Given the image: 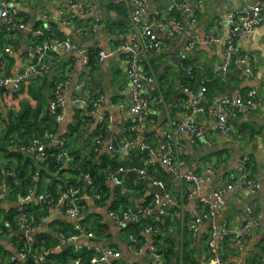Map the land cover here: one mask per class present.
Returning a JSON list of instances; mask_svg holds the SVG:
<instances>
[{"label":"crops","instance_id":"obj_1","mask_svg":"<svg viewBox=\"0 0 264 264\" xmlns=\"http://www.w3.org/2000/svg\"><path fill=\"white\" fill-rule=\"evenodd\" d=\"M9 1L19 11L26 26L5 29L0 0V74L16 78L29 64L39 61L38 46L51 41L53 48L42 57L41 62L46 66L44 72L33 75L23 84L22 90L15 91L12 85L0 87L2 187L5 189L8 170L22 167L24 161L30 165L19 155L20 148L29 154L24 149L27 145L18 142L22 140L20 132H13L5 139L7 127L23 115L34 124L40 123L46 117L54 92L61 85L60 109L64 115L57 122L51 146L58 147L60 141L68 140L71 154L93 150L97 164L109 157L125 166H150L149 170L159 184H166L165 194L171 196L177 206L172 208V217L165 226L156 233H142L144 238L138 240L125 230L128 223L118 224L110 216V211L116 205L137 209L145 206L148 196L155 197L150 194V187L154 184H147V189L143 190L145 195L135 188L127 204L118 202L119 187L115 180H106L101 195L86 183L80 185L83 210L79 217L70 218L61 206H48L37 198L52 192L53 183L57 182L58 193L68 187L74 179L67 171L69 163L62 162L61 172L52 175L54 179L48 175L47 168L44 169L49 172L42 175L40 169L32 175L29 186L22 187L18 195L0 200V264H8L11 256L20 253V243L26 237L25 224L19 221V214L16 220L9 216L12 211L18 213L23 206L34 218V239L38 236L42 242L53 241V252L62 255V259H52L47 264H75L66 253H80L79 245L84 246L85 251L87 248L114 247L122 254L120 259L114 260L117 264H157L154 254H160L165 264H207L210 255L207 240L211 227L216 225L222 232L224 226H228L237 232L249 208L259 215L261 224L254 228L243 247L238 245L234 236H229L221 253L231 264H264V22L236 45L235 56L245 58L246 62L231 65L226 73L219 68L225 60L223 47L208 42L213 35L229 36L232 11L262 0H193L192 17H188L189 11L182 7L172 8L169 0L147 3L139 30L150 23L159 24V39L165 47L161 52L145 47L142 55L141 69L151 78L145 82L150 120L144 126L136 124L129 113L128 58L121 50V45L130 39L132 0H84L91 6L84 12L72 9L71 0ZM57 38L70 39L73 50L55 44ZM190 44L194 47L184 59L181 52ZM87 48L90 49L88 55ZM99 51L105 53L103 59L99 58ZM204 86L207 88V106L244 95L251 89L259 92L262 103L254 110L229 113L230 134H223L217 120L210 114L198 113L195 123L206 128V132L200 138L187 132L176 135L181 166L177 172H170L161 163L160 152L150 155L142 145L157 146L165 132L183 120L187 105L196 101V96L186 88L195 93ZM78 98H102V101L97 109L88 112L75 102ZM39 138L36 136L32 143ZM111 140L118 146L124 141L131 142L129 152L121 158L115 156L110 148ZM245 154L251 157L252 176L260 180L261 187L255 192L245 186L234 191L228 197L226 208L221 209L214 219L203 222L193 235L189 223L199 201L190 196L191 184L181 182L179 174L191 170L205 173L212 168L213 175L201 191V196L208 197L214 190L224 189L228 180L238 176L239 163ZM146 161L154 165H146ZM10 164L13 166L7 169ZM133 174L139 179V175ZM30 190L33 193L31 200H24L23 196ZM159 216L160 206H156L152 218L157 222ZM88 232H93L94 237H88ZM79 233L78 240H71V236ZM32 259L31 262H21L44 264Z\"/></svg>","mask_w":264,"mask_h":264},{"label":"built area","instance_id":"obj_2","mask_svg":"<svg viewBox=\"0 0 264 264\" xmlns=\"http://www.w3.org/2000/svg\"><path fill=\"white\" fill-rule=\"evenodd\" d=\"M150 0H132V8L130 11L131 18V30L130 39L125 41L121 45V50L126 54L128 58L127 76L130 80V95L131 103L129 106V113L135 118L136 124L140 126L146 125L150 120V107L149 98L145 95V82L150 81L151 78L142 71V55L145 47L161 52L165 45L159 39L157 28L161 26L156 23H150L146 25L142 31L139 30L140 25L143 22L144 16L147 10V3ZM172 8L182 7L186 11L188 17H192V3L193 0H169ZM201 1V0H200ZM70 7L72 9H78L82 12L91 8L89 4H86L84 0H71ZM1 20L5 29L10 28H24L26 25L20 18L19 11L13 6L9 0H2L1 2ZM193 20V19H192ZM230 22V34L227 38H221L218 36H210L208 42L219 44L224 49L225 60L219 67L223 73H226L231 65L245 63V58L235 56L237 43L252 34L258 26L264 22V0L259 3L245 5L234 11L229 15ZM42 33V31H38ZM55 44L65 47L68 51L73 50L74 46L70 39H55ZM194 46L190 44L188 48H185L181 52V57L184 59L187 57V52ZM53 48L51 41L45 42L43 45L38 46V52L40 54L39 61L36 64H29L25 71L20 73L16 78L11 75L0 74V87L12 85L15 91L22 90L23 84L36 74H41L45 70V65L41 62L44 53L50 51ZM86 54L90 53V49L85 50ZM105 53L99 51V58L103 59ZM251 71L250 69H248ZM191 73V70H189ZM61 85L57 87L54 92V97L50 100L48 105L49 112L55 116L56 122H60L63 119V111L60 109L62 99L60 98ZM189 93L196 96V101L192 105H187L186 115L183 120L177 123L170 131L165 132L163 140L157 145L151 144L142 145V149L147 151L150 155H156L161 153V163L170 171L177 172L181 166V162L177 155L176 149V135L187 132L195 138H200L206 132V128L201 127L195 123V116L198 113H208L214 117L219 125V129L223 134H230L232 132V125L228 120L229 113H238L245 110L257 109L261 103L262 98L256 89L249 90L244 95L237 97H231L223 100L217 105L207 106V88L201 87L200 90L193 93L186 88ZM102 101V98L87 99L78 98L75 102L81 104L88 112L98 108ZM101 140L98 139V142ZM53 141V134L48 132L45 135L24 147V149L33 156L35 162L43 163L47 157V147ZM132 143L124 141L120 146L116 145L112 140L110 148L114 152L115 156L124 157L129 152L130 145ZM65 141H60L58 148L61 150L58 159L65 163H69L73 160L68 150L64 148ZM146 165H154L151 161H146ZM251 157L249 154H245L239 163V173L234 179H230L226 182L225 188L214 190L208 197L201 196V191L204 185L211 179L213 175V169L209 168L205 173H197L196 171H188L179 174L181 182L191 184L190 196L197 197L199 204L194 211L192 220L189 223V230L193 235H196L197 229L206 220H212L218 214V212L226 208L228 197L237 189L245 186L250 191L255 192L261 187L260 180L252 176L251 170ZM150 166L135 167V166H119L114 170L107 171V180H115L117 186L120 189V194L123 196L131 195L135 192V188L127 185V178L130 174L139 175V179L144 180L149 184H159L160 181L149 170ZM7 176L14 179V184H18L14 171L12 169L7 171ZM85 183L88 185L93 184L91 175L86 174L84 176ZM14 192L12 185L6 184L5 189L0 184V200L6 199ZM33 193L31 190L27 195L23 196L24 200H31ZM43 204L48 206L59 205L62 207L65 214L70 218H77L80 216L83 210V195L79 186H68L58 193L56 198H53L47 194H41L37 197ZM156 206H160V216L158 224H153L150 218H152L153 210ZM177 206V202L169 195L164 196L155 195L149 204H146L140 208H134L133 206H122L121 208L112 209L110 216L120 225L126 223L142 224L145 222L142 229V233L148 234L157 232L160 227H163L167 223V219L172 217V208ZM19 221L25 224L26 230V242L20 249L18 256H11L7 263L20 262L33 257L41 263L47 264V256L51 252L49 249H42L40 252L34 250V237L33 232L35 230L34 218L27 212L25 206L20 208ZM260 223V217L253 210H247L246 214L242 218V223L237 232L228 226H224V231L220 232L216 225H213L210 229L207 245L210 251V255L206 261L207 264H231L227 261L222 253L221 249L225 240L229 236H234L238 245L243 247L251 236L252 231ZM87 236L94 237L93 232H88ZM81 237L80 233L71 236V240H78ZM135 242V239L133 240ZM78 251L81 253L85 251V247L79 245ZM93 251V255L90 258L91 264H117V261L121 257V252L111 246H103L97 249L87 248ZM142 250V248H141ZM157 264H165L160 254H154ZM75 264H83V259L78 257L75 259Z\"/></svg>","mask_w":264,"mask_h":264},{"label":"trees","instance_id":"obj_3","mask_svg":"<svg viewBox=\"0 0 264 264\" xmlns=\"http://www.w3.org/2000/svg\"><path fill=\"white\" fill-rule=\"evenodd\" d=\"M22 121V122H21ZM57 131V122L55 120V116L52 115L49 110H47L46 117L40 121V123L34 124L27 116L23 115L20 116V119L17 122L11 123L10 126L7 127V132L5 139L10 136V134H13V132H20L19 135L22 137V140H19L18 142L22 145H29L32 143V139L35 140L36 136H39L42 138L46 132L50 134H55ZM33 133L34 138H33ZM39 138V139H40ZM26 147V146H25ZM64 148L67 150L70 148L68 146V140L65 141ZM60 149L58 147L51 146V144L48 145L47 147V152H48V157L47 159L42 163L35 162L33 156L31 154H26L24 150L22 151L20 148L19 155L22 157L21 159L28 160V163L24 161V165L20 168H15L12 169L19 180L18 184H14V179L12 177H7L6 184L12 185L14 188V192L11 194V196H16L18 193L21 191L22 187L29 186L31 183V177L32 175L37 172L38 170L41 169V175L45 174V172H49L48 174L52 179H54V176H52L55 172H61V168L64 165L59 159L58 155L60 153ZM69 152V150H68ZM70 155L73 157V160L69 162V168L67 171L74 176V179L69 182L68 186L74 185V186H80L85 184L84 176L86 174L91 175L93 179V184L88 185L92 190L97 192L98 194H102L103 189L105 188L106 180H107V171L108 170H114L118 168L119 166H125V164L118 162L117 160H112L109 157L102 163V164H97L94 161V151H90L85 154L81 153H72L69 152ZM9 166H13L12 164L8 165V168H11ZM44 168H47L46 171ZM63 174V173H62ZM57 183V182H56ZM56 183H53L51 185L52 192H50L49 196L56 198L58 195L57 192V187ZM147 182L144 180L136 178L134 174H130L127 178V185L133 188H136L137 190H141V195H145L143 190L147 189ZM23 190V189H22ZM26 193V192H24ZM152 200V196H148L146 198V203L149 204ZM118 202L121 204H127L129 202V195L123 196L120 194V189H119V197H118ZM118 206H114V209H117ZM19 212L17 213L16 211H12L10 213L9 218L15 219L18 217ZM153 224H158V221L155 222L153 218H150ZM168 220V219H167ZM145 222L142 224H135V223H128L126 225V231L128 233H132L136 238L139 240L140 238H144L142 234V229L144 227ZM26 239L24 238L21 243L20 247L22 248L25 245ZM55 246V243L53 241H46L42 242L41 238L36 236L34 239V250L36 252H40L42 249H49L51 252L47 256L48 258V263L52 261V259H62V255H57L53 252V248ZM173 253V250H171ZM69 259L75 260L78 257H81L83 259L84 264H91L90 263V258L93 255V251H84L83 253H78V252H73L69 251L66 253ZM33 261L32 257L27 259V262ZM22 264V262H15L11 264Z\"/></svg>","mask_w":264,"mask_h":264},{"label":"water","instance_id":"obj_4","mask_svg":"<svg viewBox=\"0 0 264 264\" xmlns=\"http://www.w3.org/2000/svg\"><path fill=\"white\" fill-rule=\"evenodd\" d=\"M166 184H154L150 187V194L164 196ZM225 187V186H224Z\"/></svg>","mask_w":264,"mask_h":264}]
</instances>
